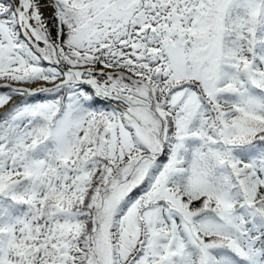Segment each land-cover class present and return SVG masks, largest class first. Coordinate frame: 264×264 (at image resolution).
I'll use <instances>...</instances> for the list:
<instances>
[{"label": "snow or ice", "instance_id": "6c2138e0", "mask_svg": "<svg viewBox=\"0 0 264 264\" xmlns=\"http://www.w3.org/2000/svg\"><path fill=\"white\" fill-rule=\"evenodd\" d=\"M0 264H264V0H0Z\"/></svg>", "mask_w": 264, "mask_h": 264}]
</instances>
